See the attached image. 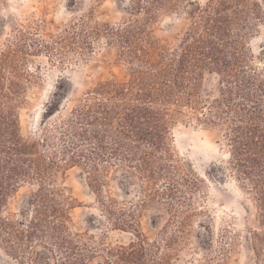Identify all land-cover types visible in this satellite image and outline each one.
<instances>
[{"label": "trees", "instance_id": "trees-1", "mask_svg": "<svg viewBox=\"0 0 264 264\" xmlns=\"http://www.w3.org/2000/svg\"><path fill=\"white\" fill-rule=\"evenodd\" d=\"M129 2V15L119 23L99 21L91 12L56 30L44 17L15 24L0 48L1 250L16 264H91L98 256L99 264H177L204 208L205 187L174 147V128L184 116L221 131L229 147L227 170L257 206L252 244L263 260L264 48L257 60L249 44L264 26V0ZM182 8L187 28L172 41L157 37L160 14ZM101 43L114 48L125 77L98 81L66 112L48 106L41 133L26 136L21 110L38 82L30 57L71 63L90 59ZM208 73L220 78L213 99L203 94ZM72 168L86 174L111 227L134 239L112 244L75 228L78 200L61 183ZM120 171L137 180L130 200L107 188ZM25 185L33 186L26 204L11 210V198ZM145 210L168 214L157 240L141 228ZM211 243L203 248L211 250L205 246ZM233 248L223 247L221 260L207 255L202 264H230Z\"/></svg>", "mask_w": 264, "mask_h": 264}, {"label": "rangeland", "instance_id": "rangeland-1", "mask_svg": "<svg viewBox=\"0 0 264 264\" xmlns=\"http://www.w3.org/2000/svg\"><path fill=\"white\" fill-rule=\"evenodd\" d=\"M199 1L205 3L207 0ZM129 7V0H0V48L7 43L15 24L44 17L56 30L91 12L99 21L119 23L129 15ZM188 24L186 10L182 8L161 13L154 24V31L160 39L172 41ZM249 45L257 60L263 56V25L252 34ZM29 65L38 82L29 89V104L21 110L26 136L41 133L48 106L61 105L66 112L98 81L114 76L125 77L124 66L115 60L114 48L105 43L97 47L90 59L63 63L46 55L31 56ZM219 81V75L206 74L203 83L206 99H213L218 93ZM174 147L178 156L192 163L205 180L200 194L204 208L194 218L188 245L181 252L177 264H202L207 255L221 260L224 256L222 248L232 246L230 264H264V259L258 260L252 244V230L257 226V206L252 195L227 170L229 147L224 144L221 131L183 116L174 128ZM61 183L78 200L79 206L72 211L76 229L93 234L98 241L104 239L112 244L129 243L134 239L131 232L111 227L88 184L86 174L80 168L68 170ZM107 184L109 193L119 200L133 198L138 187L137 180L122 171L111 175ZM32 190L33 186H23L11 198V210L19 211L24 207ZM167 219L166 212L145 210L141 228L151 241L157 240ZM211 241L210 245H205L211 250L204 249V242ZM100 261L98 256L91 264H99ZM0 264H16V261L0 248Z\"/></svg>", "mask_w": 264, "mask_h": 264}]
</instances>
